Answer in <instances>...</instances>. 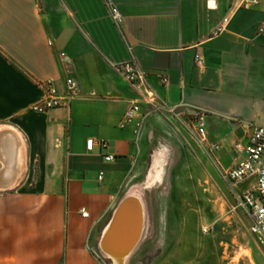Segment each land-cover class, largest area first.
I'll use <instances>...</instances> for the list:
<instances>
[{"label":"crops","instance_id":"obj_1","mask_svg":"<svg viewBox=\"0 0 264 264\" xmlns=\"http://www.w3.org/2000/svg\"><path fill=\"white\" fill-rule=\"evenodd\" d=\"M111 1L119 25L104 0H0V264H99L88 243L138 192L124 186L147 171L161 118L203 111L230 165L247 124L264 125V0ZM130 59L146 72L140 89L116 68ZM68 76L79 82L69 107L29 110L40 82L62 91ZM147 91L165 108L145 103ZM134 101L141 110L122 128ZM91 137L107 146L88 150Z\"/></svg>","mask_w":264,"mask_h":264},{"label":"rangeland","instance_id":"obj_2","mask_svg":"<svg viewBox=\"0 0 264 264\" xmlns=\"http://www.w3.org/2000/svg\"><path fill=\"white\" fill-rule=\"evenodd\" d=\"M194 120L193 115L161 118L162 132L152 144L147 171L124 186L125 192L141 195L145 225L123 264H264V253L249 231L251 217L237 204L216 162L199 147ZM229 161L223 157L222 167ZM106 258L99 264H115Z\"/></svg>","mask_w":264,"mask_h":264},{"label":"built area","instance_id":"obj_3","mask_svg":"<svg viewBox=\"0 0 264 264\" xmlns=\"http://www.w3.org/2000/svg\"><path fill=\"white\" fill-rule=\"evenodd\" d=\"M110 9V15L113 21L119 25L122 21V13L118 7L114 6L111 0H104ZM259 0H234L236 8H248L257 5ZM259 32H264V25H261ZM51 43V42H50ZM62 61L68 60L65 53H61ZM196 61L200 65L203 59L196 56ZM117 70L122 74L130 84L140 89L146 80V72L141 69L138 62L134 59L119 62L116 65ZM163 82L167 81V77H161ZM44 93L38 101L29 105V110L36 113H45L49 109L55 107H69L75 98L79 88L78 79L74 76H68L64 81V89L60 91L53 81L40 82ZM143 101L150 105H156L165 108L164 101L159 99L154 92L147 91ZM141 110L140 101H134L132 105L125 111L120 121V127H126L133 123L136 113ZM169 111L174 113V109ZM195 117L194 136L199 147L208 153L216 162L221 177L229 184L237 204L244 208L251 217L249 231L260 245L264 253V125L257 123L247 124V136L244 142L237 141L234 143L233 149L237 152V156L233 158V163L226 168L222 167L219 157L213 156L212 153L217 152L221 148L220 142H208L206 135L205 114L198 111L193 114ZM95 146L106 147L107 142L104 140H96L93 137L86 140V147L92 150ZM115 155L106 154L105 159L114 160ZM103 173L100 172L98 177L102 178ZM247 183L242 189L240 185ZM81 214L87 216L88 212L81 209ZM89 250L93 253L99 263L108 257L96 243L89 244Z\"/></svg>","mask_w":264,"mask_h":264},{"label":"bare ground","instance_id":"obj_4","mask_svg":"<svg viewBox=\"0 0 264 264\" xmlns=\"http://www.w3.org/2000/svg\"><path fill=\"white\" fill-rule=\"evenodd\" d=\"M105 229L101 246L115 264H123L140 240L145 225V208L138 192L125 195ZM121 199V200H122ZM116 209V208H115Z\"/></svg>","mask_w":264,"mask_h":264},{"label":"water","instance_id":"obj_5","mask_svg":"<svg viewBox=\"0 0 264 264\" xmlns=\"http://www.w3.org/2000/svg\"><path fill=\"white\" fill-rule=\"evenodd\" d=\"M124 200H125V198L122 199V200H120L119 203L116 205V207H115L116 209L114 208L113 213H112V216H111V218H110V221L113 219L114 214H115V211L121 206V204L124 202ZM110 221L108 222V224L110 223ZM108 224H107V225H108ZM107 225H106V227H107ZM106 227H105V228H106ZM104 230H105V229H104ZM103 233H104V231H103ZM103 233L101 234L100 238L98 239V243H99L100 249L104 252V249H103L102 246H101V240H102ZM138 242H139V241H138ZM110 258H111V257H110Z\"/></svg>","mask_w":264,"mask_h":264}]
</instances>
